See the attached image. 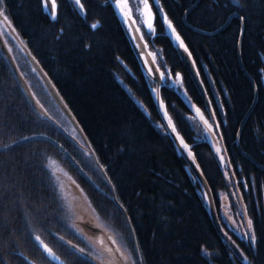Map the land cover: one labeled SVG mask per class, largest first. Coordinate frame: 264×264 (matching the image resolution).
Instances as JSON below:
<instances>
[{
	"label": "trees",
	"instance_id": "obj_1",
	"mask_svg": "<svg viewBox=\"0 0 264 264\" xmlns=\"http://www.w3.org/2000/svg\"><path fill=\"white\" fill-rule=\"evenodd\" d=\"M82 2L85 10L57 0L55 18L42 0L0 4L23 48L21 60L7 42L6 52L0 45V264H95L61 240H71L72 230L46 166L51 156L81 176L76 183L126 237L139 264H264V0H161L210 105L159 13L158 35L149 37L171 71L182 74L191 99L211 120L219 118L230 176L192 124L186 99L156 78L153 86L193 151L190 171L111 0ZM33 59L76 117L93 160L55 126L57 117L50 123L39 115L38 103L46 111L51 101L60 107ZM234 194L255 241L221 214L224 197L236 211Z\"/></svg>",
	"mask_w": 264,
	"mask_h": 264
},
{
	"label": "rangeland",
	"instance_id": "obj_2",
	"mask_svg": "<svg viewBox=\"0 0 264 264\" xmlns=\"http://www.w3.org/2000/svg\"><path fill=\"white\" fill-rule=\"evenodd\" d=\"M0 7L2 6L0 5ZM47 10L50 12V8ZM153 11L156 12L155 5H153ZM5 15L7 16V19L4 18ZM118 15L121 18L119 13ZM121 20L125 24V21L122 18ZM137 20L139 21L140 24V32H143L144 34L143 40L139 38L140 32L136 31V27H137L136 24H132L131 31L129 30V27H127L125 24L126 29L134 45L136 47L137 45H139V47H137V50L141 60L146 66L145 68L148 69L149 66L153 68L154 74H150L147 70L149 81L151 83L152 89L156 90L154 91V93L158 97V103L164 115L165 123L172 132L176 144H178L180 151L187 154L189 157L188 168L192 173L196 171L193 151L190 148V145L186 142L184 136L181 134L180 131H178L176 126H175L176 133H179V136H177L176 133L172 131L171 126H169L168 124V117L170 116L168 113L167 116L165 115V112H167L166 104L164 101H163V105L161 104L160 101L162 99L159 97L158 88L156 86H153L154 85L153 80H156L157 77L159 78L158 71L156 68L157 64L159 65V71H164L166 73V76L170 75L172 77V79H168L167 81H162V82L167 83L170 86L177 89L180 92V94L186 99L189 105L192 107L193 113L190 119L192 124L197 129V131L201 133V135L204 138L210 141L219 159L221 156L224 158L223 160L220 159V162L225 170L226 175L230 176L228 160L224 151L223 144L219 137L218 129L221 128V123L219 118L217 117V115L214 114V121L211 120L205 114V112L191 99V97L189 96L188 92L185 89L184 79L182 84L178 83L177 82L178 78H176L177 73H173L171 69L164 63L161 49L151 47L149 42V37L152 39L155 36L150 35L148 29L143 26L142 17H139V15H137ZM165 27L167 33L172 37L174 43L180 48L181 51L186 52L183 48L180 47L178 41L175 40L171 32L167 29L166 25ZM0 34L1 36L4 37V41L7 42L8 48L11 49L10 53L15 55L16 58L22 60L20 56L22 54L20 51H23V48L21 47L22 38L19 37L18 32L13 26V23L9 15L5 11L4 13L0 14ZM134 36L136 37V39L133 38ZM145 41L147 42L146 44ZM15 49L16 51H14ZM152 53L156 54L155 61H153V57L151 55ZM145 61H147V63H145ZM28 72L30 74L32 73V71L30 70ZM179 74L183 78L182 74L181 73ZM50 93L51 95H53L51 91ZM45 94H46L45 92H41L40 95L45 96ZM44 101L46 102V100ZM51 103L52 104L50 105H48L47 102H46L47 105L44 103L48 111H45V108L41 107L43 103L41 105L38 103L37 108L39 111L38 112L39 115L43 119L49 120L50 123H53L52 116L57 117L58 122L59 119L61 118L60 120H62L63 124L59 125L55 123V126H58V128L62 129L64 135H66L69 139H72L76 141V143H78V145L81 147L80 150L83 151L85 157L88 160L89 159L93 160L92 157L93 151L91 149L92 147L89 141L85 140L83 135L80 132H78V129L69 123L67 118L64 116L65 113L62 112L59 108L55 107L52 101ZM197 109H199L200 111L197 112ZM205 121H207L208 124L212 125L211 129H208V126L205 123ZM172 123L175 125L173 120ZM180 137H183L184 142L191 149L192 155H189L188 149H185L183 145L180 143ZM217 149H220V151L217 152ZM46 166L48 167L54 179V182L58 189V196L60 197L61 200V205L63 209H65L66 212L65 215L67 218L66 225L70 228V230H72L71 231L72 236L69 237L72 241L64 237H62L61 240L63 239L64 242L68 244L71 248H73L78 254L87 257L95 264H131L132 259H135L137 261V264H139V259L127 244L126 237L120 231H118L112 223L103 219V217L98 212L97 208L93 206L95 205V203L87 194L88 192L86 191V189H82L81 188L82 185L80 187L76 183V181L78 182L81 179V176H79L80 179H77L78 175L75 172L72 171V173H70V170H67L66 166L60 160H58L56 157L53 156L47 159ZM90 189H93L95 191L94 188H90ZM236 196L237 194L236 195L234 194V199H236L237 202L236 211L231 208L229 201L224 197L221 208L222 210L221 214L223 215L228 225L239 236L246 238L249 237L253 241L252 236L254 235V233H253L252 221L248 216L245 215L243 211V206L241 202H239V199L237 198L238 196L237 197ZM207 199L208 197L206 195V201ZM237 215L238 217H235ZM249 221H251V226H249ZM73 237H75V239H72ZM113 240L116 241L115 244L112 243ZM38 242L41 245L40 241ZM79 249H83L84 251L81 252L79 251ZM109 249H111V251H109ZM121 252L124 253L123 256H121ZM125 257H129L130 259L125 260Z\"/></svg>",
	"mask_w": 264,
	"mask_h": 264
},
{
	"label": "snow or ice",
	"instance_id": "obj_3",
	"mask_svg": "<svg viewBox=\"0 0 264 264\" xmlns=\"http://www.w3.org/2000/svg\"><path fill=\"white\" fill-rule=\"evenodd\" d=\"M2 3H3V0H0V4ZM42 3L46 9L50 8L51 14L53 18H55L57 14V8H58L57 0H42ZM75 3L81 10H85V6L82 0H75ZM111 4L116 9V11L120 14L121 18L125 21V24L127 27H129L130 31L132 30V24H136L137 25L136 31L140 32V24H139V21L137 20V15H139V17H142L143 26L148 29L149 34L152 36L158 35L157 30H156V24H157V12H159L160 13L159 21L161 25L167 26V29L171 32L175 40L178 41L180 47L183 48L186 52H188L189 56H191V52L188 51V47L185 44L183 38L181 37V34L177 31L173 21L169 18L167 12L164 11L163 5L161 4V0H151V2L150 0H111ZM153 5L156 6V12L153 11ZM2 13H4V8L0 7V14ZM4 18L7 19V16L5 15ZM92 27L95 28L96 24H93ZM133 38L136 39L135 36ZM139 38L143 40L144 38L143 32H140ZM146 43L147 42L145 41V44ZM137 47H139V45H137ZM151 55L153 57V61H155L156 54L152 53ZM145 63H147V61H145ZM156 68L158 71L159 79L161 81H167L168 79H172L170 75L166 76V73L164 71H159L158 64L156 65ZM148 72L150 74H154L153 68L151 66H149ZM21 75H23V73H21ZM176 78H178L177 82L182 84L183 78L180 76L179 73L176 74ZM153 91H156V90L153 89ZM160 102L163 105V100H161ZM41 107L43 108V105H41ZM199 111L200 110L197 109V112ZM165 115L167 116V112H165ZM205 123L207 124L208 129L212 128V125L208 124L207 121H205ZM168 124L169 126H171L172 131L176 133L175 125L172 123L171 117H168ZM176 135L179 136V133H176ZM180 143L183 145L185 149H188V154L192 155L191 149L184 142L183 137H180ZM219 151L220 149H217V152ZM220 159L223 160L224 158L221 156ZM197 167H199V165H197ZM249 226H251V221H249ZM36 239L40 241L46 253H48L50 256H55L53 249L50 248L46 243H44L39 236H36ZM252 239L253 241H255L256 239L255 235L252 236ZM112 243L115 244L116 241L113 240ZM79 251L83 252L84 250L79 249ZM109 251H111V249H109ZM123 255L124 253L121 252V256ZM128 259L130 258L125 257V260H128ZM245 259H247V257H245ZM31 264H35V262L34 261L31 262ZM131 264H137V261L135 259H132Z\"/></svg>",
	"mask_w": 264,
	"mask_h": 264
},
{
	"label": "water",
	"instance_id": "obj_4",
	"mask_svg": "<svg viewBox=\"0 0 264 264\" xmlns=\"http://www.w3.org/2000/svg\"><path fill=\"white\" fill-rule=\"evenodd\" d=\"M51 12V11H50ZM182 57L184 59V62L186 63V66L187 68L189 69V71L192 73L193 77L195 78L198 86L200 87L207 103L209 102V97H208V94H207V91L205 89V86L204 84L202 83L201 79H200V76H199V73H198V70L196 69V66L195 64L193 63V60L192 58L188 55V53L186 52H183L182 51ZM33 64L34 66L36 67V69L38 70L39 74L41 75V77L45 80L49 90L54 94V96L57 98V101L62 105V107L64 108L65 112L67 114L70 115V110L68 109V107L64 104V101L61 99V97L59 96V93L55 90V87L54 85L52 84L51 80L49 79V77L44 73V71L42 70V68H40L39 64L37 63V61H35L33 59ZM158 78V77H157ZM158 81L159 83L161 82L160 79L158 78ZM71 116V119L73 120L74 124L76 125V128L78 129V131L83 135V137L85 138V140H87L86 136L84 135L81 127L78 125L77 121L75 119H73L72 115ZM206 187V185H205ZM207 189V187H206ZM208 190V189H207ZM209 194V198H210V201L212 199L210 193L208 192Z\"/></svg>",
	"mask_w": 264,
	"mask_h": 264
},
{
	"label": "bare ground",
	"instance_id": "obj_5",
	"mask_svg": "<svg viewBox=\"0 0 264 264\" xmlns=\"http://www.w3.org/2000/svg\"><path fill=\"white\" fill-rule=\"evenodd\" d=\"M48 76V75H47ZM49 77V76H48ZM49 79H50V77H49ZM51 80V79H50ZM43 82L46 84V82H45V80L43 79ZM52 82V81H51ZM46 86H47V84H46ZM48 87V86H47ZM59 96H60V94H59ZM61 97V96H60ZM62 99V98H61ZM58 103V105H59V107H60V109L62 110V112H64L65 113V117L67 118V120L69 121V123L70 124H72L74 127H76V125L74 124V122H73V120L71 119V116L70 115H72V117H73V119H75L76 121H77V119H76V117L74 116V114L72 113V111H70V115L69 114H67L66 112H65V110H64V108L62 107V105L59 103V102H57ZM208 104L210 105V104H212L211 102H210V99H209V102H208ZM69 109V108H68ZM70 110V109H69ZM61 119V118H60ZM59 119V124H63V122H62V120H60ZM57 120H58V118H57ZM78 123V122H77ZM79 125V124H78ZM79 132V131H78ZM80 134V133H79ZM179 148V147H178ZM180 150V149H179ZM181 152V151H180ZM182 154H185V153H183V152H181ZM186 156H188L187 154H185ZM77 164V163H76ZM68 170V169H67ZM94 207H95V205H93ZM96 208V207H95ZM66 212H65V209H64V219H65V221L67 222V218H66Z\"/></svg>",
	"mask_w": 264,
	"mask_h": 264
},
{
	"label": "flooded vegetation",
	"instance_id": "obj_6",
	"mask_svg": "<svg viewBox=\"0 0 264 264\" xmlns=\"http://www.w3.org/2000/svg\"><path fill=\"white\" fill-rule=\"evenodd\" d=\"M0 45L2 46V48L4 49V52H6V49H5V41H4V37L1 36L0 34Z\"/></svg>",
	"mask_w": 264,
	"mask_h": 264
}]
</instances>
